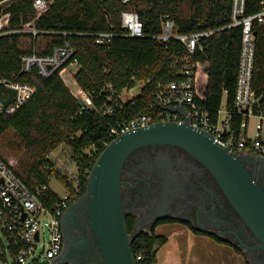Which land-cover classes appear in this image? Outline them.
Returning a JSON list of instances; mask_svg holds the SVG:
<instances>
[{"label":"trees","instance_id":"trees-1","mask_svg":"<svg viewBox=\"0 0 264 264\" xmlns=\"http://www.w3.org/2000/svg\"><path fill=\"white\" fill-rule=\"evenodd\" d=\"M48 8L35 18L34 0H0V75L12 83L25 84L32 94L12 113H0V136L11 130L29 155V162L16 167L0 151L8 166L28 185L46 183L54 174L68 189L72 200L82 196L92 166L104 149L103 143L111 140L109 128L118 121L139 113H150L152 93L159 83L179 80V60L185 49L177 40L160 43L151 36L160 32L162 17L173 19L175 31L189 33L197 30L226 26L231 21V0H45ZM263 0H246L245 14L257 12ZM133 9L142 23L143 36H115L108 46L94 43L90 33L113 31L124 33L120 13ZM33 20L47 38L43 48L69 41L76 48L79 67L71 72L77 85L92 99L93 105L102 107L110 102L102 91L110 84L116 94L143 83L139 95L116 107L112 115H100L96 110H81L77 98L65 83L59 71L41 77L35 69L21 70L19 47L25 33L14 30ZM255 32V60L252 84L257 91L264 90V20L253 23ZM65 33V34H63ZM240 26H233L213 34L211 46L206 49L207 60H199V80L195 84L196 102L215 115L223 91L225 102L233 120L240 116L234 112L233 99L235 71L240 45ZM0 85V97L6 95ZM264 98L262 99V102ZM264 109V103H263ZM65 145L76 165V183H72L55 168L47 156L58 146ZM86 169L88 170L86 172ZM133 217L127 215L125 224L129 233ZM167 241L166 236L150 232L137 233L130 242L136 264H152L156 253Z\"/></svg>","mask_w":264,"mask_h":264},{"label":"built area","instance_id":"built-area-1","mask_svg":"<svg viewBox=\"0 0 264 264\" xmlns=\"http://www.w3.org/2000/svg\"><path fill=\"white\" fill-rule=\"evenodd\" d=\"M129 0H122L126 3ZM49 2L34 0L35 18L48 8ZM246 0H231V21L226 26L197 30L189 33H178L175 24L169 15L165 14L161 20V30L151 37L160 43L177 40L185 49V56L179 62V80L159 83L152 93L150 113H139L133 117L118 121L109 128L110 141L129 130L148 126L157 121L173 120L187 121L190 125L209 133L214 141L226 147L237 155L254 153L264 156V109L262 99L264 90L257 91L252 84L255 60V33L253 23H262L264 20V0L262 7L255 13L245 14ZM120 24L124 33L100 31L90 33L94 43L108 46L117 35L141 37L143 36L142 23L133 9H125L120 13ZM240 26V45L235 71V88L233 109L240 116L236 123L231 110L220 103L215 115L196 102L195 84L199 80V60H207L206 49L211 46L213 34L218 31ZM25 33L29 38V46L20 56L21 70L30 72L35 69L41 77H49L59 71L67 85L77 87L73 91L76 98H81V110L94 109L100 115H112L116 107H121L126 101L120 93L116 94L110 84H106L102 91L105 100L110 102L102 107H95L92 99L77 85L71 72L78 67L75 55L76 48L69 41L54 45L47 51H39L37 40L38 31L33 20L14 30ZM65 34V33H63ZM0 85L13 88L16 91L14 99L7 106L2 103L6 99L0 97V113L14 112L33 92L25 84L8 82L0 75ZM225 94V90L223 91ZM222 100V99H221ZM182 107L184 114L171 112L167 108ZM255 122L249 128V118ZM109 141V142H110ZM109 142L103 143L107 145ZM88 170L86 169V172ZM72 199L71 194L62 196L54 192L48 184L38 183L28 186L15 171L0 158V264H54L53 260L61 252L60 219ZM42 229L47 231V239ZM40 244V250L36 247ZM140 255L135 257V261Z\"/></svg>","mask_w":264,"mask_h":264},{"label":"flooded vegetation","instance_id":"flooded-vegetation-1","mask_svg":"<svg viewBox=\"0 0 264 264\" xmlns=\"http://www.w3.org/2000/svg\"><path fill=\"white\" fill-rule=\"evenodd\" d=\"M238 157L264 190V156ZM121 180L124 214L134 219L129 234L180 224L199 237L230 247L243 264H264L259 240L235 213L207 167L186 150L173 145L141 146L125 159ZM73 201L60 219L57 258L67 264H103L85 205Z\"/></svg>","mask_w":264,"mask_h":264},{"label":"water","instance_id":"water-1","mask_svg":"<svg viewBox=\"0 0 264 264\" xmlns=\"http://www.w3.org/2000/svg\"><path fill=\"white\" fill-rule=\"evenodd\" d=\"M7 93V98L2 100L4 106L13 101L16 91L7 88ZM77 102L79 106L83 105L81 98H77ZM167 109L185 113L182 107ZM153 144L180 147L206 166L235 213L259 240L257 247L264 248V190L238 155L187 121L166 120L129 130L110 141L92 166L84 194L73 201V205L82 201L85 205L87 221L103 264H136L130 242L138 232L129 234L126 229L120 193L121 172L132 151ZM53 262L67 264L58 258Z\"/></svg>","mask_w":264,"mask_h":264},{"label":"rangeland","instance_id":"rangeland-1","mask_svg":"<svg viewBox=\"0 0 264 264\" xmlns=\"http://www.w3.org/2000/svg\"><path fill=\"white\" fill-rule=\"evenodd\" d=\"M47 38L39 37L37 40L38 48H43ZM29 46V38L21 37L19 47L22 50ZM143 83L135 81L134 86L123 89L120 92L122 100H128L136 97L141 91ZM71 90L76 91L77 87L70 83ZM221 104H225V94L222 96ZM255 122L254 117L249 118V128L251 129ZM0 151L4 155L15 162L16 167L25 165L29 162V155L23 149L19 139L13 131L8 130L0 136ZM47 158L53 162L56 169L65 175L72 183H76V165L70 158V154L65 145L58 146L55 150L48 154ZM49 187L62 196L68 193V189L54 174L47 178ZM44 237L47 239V231L42 229ZM154 232L158 235H164L167 241L159 247L156 253V261L152 264H243L240 255L227 246L216 243L212 239L204 236H197L191 233L185 226L180 224H162L158 225ZM41 245L38 244L36 251L40 250Z\"/></svg>","mask_w":264,"mask_h":264}]
</instances>
